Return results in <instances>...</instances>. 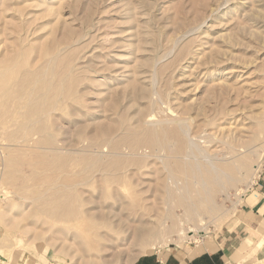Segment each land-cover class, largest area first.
Returning <instances> with one entry per match:
<instances>
[{"label": "rangeland", "instance_id": "374dc122", "mask_svg": "<svg viewBox=\"0 0 264 264\" xmlns=\"http://www.w3.org/2000/svg\"><path fill=\"white\" fill-rule=\"evenodd\" d=\"M263 13L0 0V264H132L228 239L264 160Z\"/></svg>", "mask_w": 264, "mask_h": 264}, {"label": "crops", "instance_id": "0c3cea01", "mask_svg": "<svg viewBox=\"0 0 264 264\" xmlns=\"http://www.w3.org/2000/svg\"><path fill=\"white\" fill-rule=\"evenodd\" d=\"M242 201L243 214L228 239L182 251L142 254L132 264H264V160Z\"/></svg>", "mask_w": 264, "mask_h": 264}, {"label": "bare ground", "instance_id": "6f19581e", "mask_svg": "<svg viewBox=\"0 0 264 264\" xmlns=\"http://www.w3.org/2000/svg\"><path fill=\"white\" fill-rule=\"evenodd\" d=\"M252 2H253V1H252ZM250 6H251V5H250ZM257 8H258V7H257ZM258 9H259V8H258ZM259 12H260V11H259ZM261 12H262V11H261ZM256 14H257V13H256ZM256 14H255V15H256ZM263 14H264V13H263ZM258 17H259V16H258ZM257 22H258V21H257ZM242 32H243V31H242ZM248 33H249V32H248ZM260 34H261V33H260ZM20 41H21V40H20ZM87 43H88V42H87ZM70 46H71V45H70ZM21 61H22V60H21ZM45 68H46V67H45ZM68 68H69V67H68ZM6 69H7V68H6ZM64 69H66V68H64ZM10 72H11V71H10ZM62 72H63V71H62ZM41 74H42V73H41ZM59 74H60V73H59ZM16 75H17V74H16ZM23 75H24V74H23ZM7 76H8V75H7ZM10 78H11V77H10ZM67 79H68V78H67ZM4 80H5V79H4ZM5 81H6V80H5ZM25 82H27V81H25ZM58 82H59V81H58ZM29 83H30V82H29ZM12 86H14V85H12ZM65 86H66V85H65ZM38 89H39V88H38ZM60 93H61V92H60ZM63 93H64V92H63ZM141 93H142V92H141ZM65 97H66V94H65ZM0 98H2V97H0ZM7 98H8V97H7ZM63 98H64V95H63ZM64 99H66V98H64ZM71 105H73V104H71ZM173 117H174V116H173ZM166 118H167V117H166ZM177 118H179V117H177ZM183 118H184V117H183ZM194 118H195V117H194ZM169 119H170V118H169ZM169 119H168V120H169ZM191 119H192V118H191ZM192 120H193V119H192ZM179 121H180V120H179ZM165 122H166V121H165ZM182 124H183V122H182ZM178 125H179V123H178ZM171 126H173V125H171ZM161 127H162V126H161ZM179 127H180V125H179ZM164 128H165V127H164ZM181 128H182V127H181ZM180 131H181V130H180ZM187 132H188V131H187ZM177 133H178V132H177ZM183 133H184V132H183ZM185 133H186V131H185ZM176 135H177V134H176ZM187 137H188V136H187ZM181 138H182V137H181ZM179 140H180V139H179ZM191 140H192V139H191ZM184 142H185V141H184ZM191 144H192V142H190V143L188 142V144H187V145H190V147L186 145V146L188 147L189 150L191 149ZM184 145H185V144H184ZM193 145H194V144H193ZM183 148H184V147H183ZM194 148H196V147L194 146ZM192 149H193V148H192ZM197 150H198V149H197ZM201 150H202V149H201ZM201 150H200V151H201ZM200 151H198V152L200 153ZM110 152H111V151H110ZM189 152H193V154H194V153H198V152H196V151H194V150H193V151L191 150V151H189ZM191 154H192V153H191ZM195 157H196V156H195ZM207 157H208V156H207ZM192 158H193V156H192ZM197 158H198V157H197ZM193 159H194V158H193ZM194 161H195V159H194ZM197 163H198V161H197ZM197 163H196V164H197ZM199 163H200V162H199ZM209 163H210V162H209ZM209 165L211 166V164H209ZM196 166L198 167V165H196ZM196 166H195V167H196ZM210 168H211L212 172H213L214 174H216V177H217V173H218V171L221 170V169H219V168H217V167H215V166H213V165H212ZM198 170H199V169H198ZM194 173H195V172H194ZM193 175H194V174H193ZM224 176H225V175H224ZM201 179H202V178H201ZM216 179L220 180L219 177H217ZM124 193H125V192H124ZM125 206H126V205H125ZM128 206H130V205H128ZM130 207H132V206H130ZM130 207H129V208H130ZM127 208H128V207H127ZM132 208H133V209H132V211H133V210H134V207H132ZM130 210H131V209H130ZM193 212H194L193 217H194V218H195V216L198 217L197 215H199V214L197 213V211L193 210ZM194 215H195V216H194ZM196 219H197V220H196ZM196 219H193V220H196L197 223H199V224L202 222V218L198 217V218H196ZM180 223L182 224V222H180ZM202 223H203V222H202ZM202 223H201V224H202ZM144 226H146V225H144ZM142 228H143V227H138V229L136 228L137 240H138V241H139V240H142L143 237L145 238V236H144L143 233H142V232L144 231V229H142ZM181 228H182V227H181ZM151 229H152V228H151ZM151 229H150V232L153 230V229H152V230H151ZM154 229H155V228H154ZM156 231H157V230H156ZM152 232H153V231H152ZM183 232H184V230H183ZM195 233H196V232H195ZM98 234H99V233H98ZM182 235H183V234H182ZM99 236L102 237V236H104V235H101V234H100ZM146 236H147V235H146ZM146 238H148V237H146ZM139 242H140V241H139ZM92 245H93V244H92ZM92 249H93V248H92Z\"/></svg>", "mask_w": 264, "mask_h": 264}]
</instances>
